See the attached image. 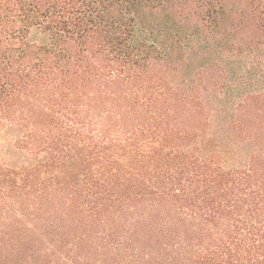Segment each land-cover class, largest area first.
<instances>
[{
  "label": "trees",
  "instance_id": "16d2710c",
  "mask_svg": "<svg viewBox=\"0 0 264 264\" xmlns=\"http://www.w3.org/2000/svg\"><path fill=\"white\" fill-rule=\"evenodd\" d=\"M261 49L264 0H0V125L35 159L0 163V264H264V121L199 147L200 75Z\"/></svg>",
  "mask_w": 264,
  "mask_h": 264
},
{
  "label": "rangeland",
  "instance_id": "374dc122",
  "mask_svg": "<svg viewBox=\"0 0 264 264\" xmlns=\"http://www.w3.org/2000/svg\"><path fill=\"white\" fill-rule=\"evenodd\" d=\"M235 2L239 0H233ZM263 50V49H261ZM258 51V50H257ZM261 63H254V55L247 53H240L236 55L227 56L230 59L224 58L222 71L210 70L203 72L200 75L201 84L206 86V92L202 93V113L210 120L206 132L208 139L200 144V151L205 156L211 151H218L220 149L228 150L224 142L227 140L224 136L228 135L227 128L225 127L226 121L240 117H254L255 120L264 121V105L253 104L249 109L241 106L244 96L249 92L263 91L264 88V50L258 51ZM263 61V62H262ZM257 62V61H256ZM206 63V62H205ZM206 65V64H204ZM202 65L201 67H203ZM197 67H192L190 70V77L194 83L198 80V75L195 74ZM254 69V70H253ZM227 75V77H226ZM220 82L224 83L222 88H217L215 92L211 91V84H209L214 77ZM236 76V90L227 87V81L230 77ZM219 82V83H220ZM205 84V85H204ZM235 84V85H236ZM196 89L201 90L200 85L196 84ZM221 90L218 92L217 90ZM215 93V94H212ZM260 98V97H259ZM262 99V98H261ZM18 131L12 130L8 126L0 125V163L7 166H19L20 164L34 163L35 159L25 149L15 147L14 140ZM222 139V140H221ZM221 140V143L219 142ZM228 141V140H227ZM228 143H230L228 141ZM226 159V155L222 156Z\"/></svg>",
  "mask_w": 264,
  "mask_h": 264
}]
</instances>
